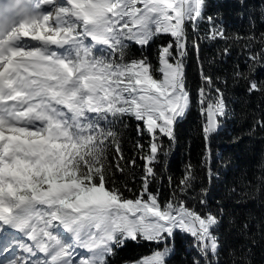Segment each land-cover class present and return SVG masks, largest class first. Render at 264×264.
<instances>
[{"label":"snow or ice","instance_id":"snow-or-ice-1","mask_svg":"<svg viewBox=\"0 0 264 264\" xmlns=\"http://www.w3.org/2000/svg\"><path fill=\"white\" fill-rule=\"evenodd\" d=\"M216 7L213 0L0 2V264H113L130 242L150 250L125 264H169L178 234L190 239L191 264H253L257 235L264 243V176L215 199L211 142L238 115L230 93L260 101L241 109L251 123L233 142L264 132V0H236L245 32L229 33ZM163 37L157 64L132 55L133 46ZM205 39L223 41L224 58L240 48L223 76L198 60L206 183L189 163L175 186L169 177L162 200L150 187L168 155L162 139L176 142L192 104L185 59L190 47L198 56ZM126 119L149 136L147 149L136 144L138 192L117 176L136 167L117 130ZM257 201L259 216L242 211Z\"/></svg>","mask_w":264,"mask_h":264},{"label":"trees","instance_id":"trees-1","mask_svg":"<svg viewBox=\"0 0 264 264\" xmlns=\"http://www.w3.org/2000/svg\"><path fill=\"white\" fill-rule=\"evenodd\" d=\"M259 3V0H253ZM215 14H219L223 25L229 33L234 31H247V22L237 15V9L234 7L236 0H213ZM209 25L204 23L201 25V35L207 32ZM168 38L163 37L151 45V47L140 50L137 46H133L131 53L134 56L141 54L147 55L152 63L157 64L158 47L161 43H167ZM225 47L223 41L202 40L200 51L197 53L191 49L189 55L185 59L186 82L192 97V104L184 119L176 127V142L171 143L166 137L162 139L165 149L168 151L167 157L161 155L157 164L156 171L158 173L157 180L150 187L152 191L161 193V199L168 198L171 192L169 186V177H171L172 185L175 186L184 173L185 166L192 164L198 176L197 183L205 182L204 166L202 165L203 154L205 152V142L201 132L204 117L201 115L200 106L197 102V90L200 88L202 81L199 74V62L203 63L206 72L216 76L225 75L237 61L240 53L239 46L233 47L230 57L224 58L219 55L220 51ZM229 99L233 102L236 109L237 117L227 121L218 134L215 135L211 142V166L217 174L212 184V196L219 199L230 187L239 188L241 185L257 184L258 178L264 176V132H257L255 136L249 137L245 135L239 142L234 143L233 137L241 133L242 128H246L251 121H242L239 118L241 109L253 111L260 104L257 97L239 98L235 94H229ZM137 122L135 120H125L117 125V130L121 133V148L127 159H136V167L127 172L126 176H117L120 182L126 181L129 188L133 192L140 189V177L143 175V161L139 159L137 142L144 144L147 149L149 136L145 132L143 135L137 134ZM114 155V150H110L109 156ZM198 191V189H197ZM131 195V193H125ZM239 211V210H238ZM244 212H251L259 216L262 209L259 202L250 203ZM257 245L253 249V264H264V243L259 242L257 235ZM175 254L170 259L169 264H191L193 259V250L190 245V239L185 236L177 235L175 241ZM150 246L143 244L129 243L122 251L113 258V264H125L126 261L134 260L144 254H147ZM227 257L221 256V260Z\"/></svg>","mask_w":264,"mask_h":264}]
</instances>
